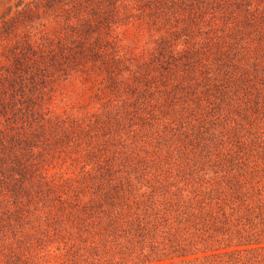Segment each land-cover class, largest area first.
<instances>
[{"label": "trees", "instance_id": "1", "mask_svg": "<svg viewBox=\"0 0 264 264\" xmlns=\"http://www.w3.org/2000/svg\"><path fill=\"white\" fill-rule=\"evenodd\" d=\"M0 264H264V0H8Z\"/></svg>", "mask_w": 264, "mask_h": 264}, {"label": "rangeland", "instance_id": "2", "mask_svg": "<svg viewBox=\"0 0 264 264\" xmlns=\"http://www.w3.org/2000/svg\"><path fill=\"white\" fill-rule=\"evenodd\" d=\"M8 7V0H0V14ZM134 245L132 243H126L122 246L123 252L127 255L132 252Z\"/></svg>", "mask_w": 264, "mask_h": 264}]
</instances>
